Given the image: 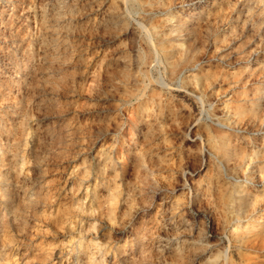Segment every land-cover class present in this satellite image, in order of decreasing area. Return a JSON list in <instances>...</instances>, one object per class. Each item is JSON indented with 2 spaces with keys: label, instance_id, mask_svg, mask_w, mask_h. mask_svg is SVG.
<instances>
[{
  "label": "rangeland",
  "instance_id": "1",
  "mask_svg": "<svg viewBox=\"0 0 264 264\" xmlns=\"http://www.w3.org/2000/svg\"><path fill=\"white\" fill-rule=\"evenodd\" d=\"M191 1L0 0V264H218L226 251L244 263L237 204L218 186L228 175L207 149L210 113L264 85V0ZM192 9L206 24L197 39ZM262 103L224 132L248 155Z\"/></svg>",
  "mask_w": 264,
  "mask_h": 264
},
{
  "label": "bare ground",
  "instance_id": "2",
  "mask_svg": "<svg viewBox=\"0 0 264 264\" xmlns=\"http://www.w3.org/2000/svg\"><path fill=\"white\" fill-rule=\"evenodd\" d=\"M125 1V0H124ZM127 2H129V4L132 6V7H135V1L136 0H126ZM165 1V0H164ZM187 1V0H186ZM191 1V0H189ZM12 2V1H11ZM14 2V1H13ZM119 2V1H118ZM167 2V1H166ZM179 2V1H178ZM9 3V2H8ZM192 3V1H191ZM186 5V3H184ZM188 4V2H187ZM124 5V4H123ZM175 5V4H174ZM189 5V4H188ZM213 5V3H212ZM244 5V4H242ZM20 6V4H19ZM118 6H121V5H118ZM126 6V5H125ZM208 6V5H207ZM173 7V6H172ZM171 7V8H172ZM175 7V6H174ZM183 7V5H182ZM193 7V6H192ZM199 7H200V4H199ZM245 7V6H244ZM243 7V8H244ZM255 7V6H254ZM116 8V7H115ZM121 8V7H119ZM176 8V7H175ZM180 8V7H179ZM178 8V9H179ZM186 8V7H185ZM184 8V9H185ZM209 8V7H208ZM205 9V8H204ZM210 9V8H209ZM18 10V9H17ZM156 10V9H155ZM172 10V9H171ZM194 10V9H192ZM201 10V9H200ZM117 11V10H116ZM115 11V12H116ZM139 11V10H138ZM153 11V10H152ZM160 11V10H159ZM173 11V10H172ZM175 11V10H174ZM185 11V10H183ZM205 11V10H204ZM210 11V10H209ZM146 12V11H145ZM156 12V11H154ZM176 12V11H175ZM200 11H195L193 12V21L190 20L189 22L192 23V25L187 29L188 33L190 34H194L195 38L196 37H201V32H203L206 28V24H203L202 20H200L199 18H201V13H199ZM118 13V12H117ZM119 14V13H118ZM118 14H114V15H117ZM131 14V13H130ZM129 14V15H130ZM161 14V13H160ZM216 14V13H215ZM218 14V13H217ZM213 15V14H212ZM175 16L174 13H169L168 15H166L164 17V20L165 21H168L170 19H172L173 17ZM189 16V15H188ZM217 16V15H216ZM116 17V16H115ZM114 17V18H115ZM119 17V16H118ZM211 16H209L210 18ZM218 17V16H217ZM190 18V17H189ZM134 19V18H133ZM157 19V18H156ZM198 19V21H197ZM203 19V17H202ZM206 19V18H205ZM154 20V19H153ZM196 20V21H195ZM134 20H132L133 22ZM136 23L138 24H141V25H138L139 27L142 26V22H138V21H135ZM196 22V23H195ZM162 23V22H161ZM213 23V22H212ZM210 24V23H209ZM182 25V24H181ZM181 25L179 23V21L176 20V22L173 24V27L171 28L170 32L174 31L175 32V36H177L175 39H176V43L175 45L180 47L179 51L181 50V52L184 51L185 49V45L182 43L183 41H180V40H177L178 36L180 35L179 32L181 30ZM184 25V24H183ZM229 25V24H227ZM262 25V24H261ZM186 26V25H184ZM143 29L144 27H146L145 25L142 26ZM141 27V29H142ZM227 27V26H226ZM2 29V28H1ZM183 29V28H182ZM229 29V28H228ZM146 30V28L144 29ZM211 30V29H210ZM4 31V30H3ZM140 31V30H139ZM185 31V30H184ZM183 31V32H184ZM187 31H186V34H187ZM141 32V31H140ZM144 33V31H142ZM209 31H207L208 33ZM214 32V31H213ZM220 32V31H219ZM41 33V32H40ZM146 33H148V30L146 31ZM145 33V34H146ZM42 34V33H41ZM182 34V33H181ZM184 34V33H183ZM236 34V33H235ZM264 34V33H263ZM262 34V35H263ZM14 36L16 34H13ZM37 35V34H36ZM185 35V34H184ZM38 36V35H37ZM36 36V37H37ZM44 36V34H43ZM146 36V35H145ZM151 37V35H149ZM204 36V35H203ZM243 36V35H242ZM241 36V37H242ZM47 37V36H46ZM49 37V36H48ZM148 37V36H147ZM161 37V36H159ZM188 37V36H187ZM210 37V36H208ZM238 39V37H236ZM38 39V38H37ZM152 39V38H151ZM151 39H148L150 40L151 42ZM197 39V38H196ZM200 39V38H198ZM240 39V38H239ZM9 40V39H8ZM51 40V39H50ZM212 40V39H211ZM215 40V39H214ZM187 41V39H186ZM190 41V40H189ZM213 41V40H212ZM217 41V40H216ZM3 42V41H2ZM169 42V41H168ZM202 42V41H201ZM160 43V42H159ZM170 43V42H169ZM199 43V42H198ZM37 44V43H36ZM189 44V43H187ZM200 44V43H199ZM198 44V45H199ZM153 45V44H152ZM197 45V43H196ZM168 46V45H166ZM174 46V45H173ZM191 47H192V44H191ZM157 49H160V48H157ZM189 49V48H188ZM173 50V49H172ZM60 51V49H59ZM165 51V53L163 54H169V52L166 53V50L163 49V52ZM170 51V50H169ZM190 51V50H189ZM156 52V51H155ZM175 52V51H173ZM65 53V52H64ZM179 53V52H178ZM21 54V53H20ZM62 54V53H61ZM171 55V54H170ZM169 55V56H170ZM174 55V54H173ZM176 55V54H175ZM174 55V56H175ZM178 55V54H177ZM177 55L175 57V59L177 58ZM51 56V55H50ZM49 56V57H50ZM156 56V55H155ZM167 56V55H166ZM165 56V57H166ZM169 57L168 59L171 60L170 58L173 59V57ZM213 56V55H212ZM64 57V56H63ZM161 57V56H160ZM163 57V56H162ZM210 57V56H209ZM55 58V57H54ZM23 59V58H22ZM51 59V57H50ZM163 59V58H162ZM166 59V58H165ZM254 59V58H252ZM259 59V58H258ZM156 60V57L155 59ZM167 60V62H172L173 60L169 61ZM249 60V59H247ZM215 61V60H214ZM252 62V60H250ZM212 61H210L211 63ZM260 62V60H258V63ZM262 62V61H261ZM30 63V62H29ZM55 63V62H54ZM256 63V61H255ZM257 63V64H258ZM7 64V63H6ZM48 66L52 67L51 65L48 64ZM133 66V64H132ZM213 66V65H212ZM211 66V67H212ZM215 66V65H214ZM245 66V65H244ZM247 66V65H246ZM195 67V64H192L190 66V68H193ZM248 67V66H247ZM250 67V66H249ZM134 68V67H133ZM132 68V69H133ZM202 68V67H201ZM136 69V67L134 68ZM200 69V68H199ZM198 69V71H199ZM22 70V69H21ZM243 70V69H242ZM135 71V70H134ZM190 71V69H189ZM197 71V72H198ZM136 72V71H135ZM262 72V71H261ZM143 73V72H142ZM55 74V73H54ZM254 74V73H253ZM42 75V74H40ZM51 75V74H50ZM145 75V73H144ZM191 75L193 76H196V72H192ZM48 76V75H47ZM138 76V75H137ZM260 76V75H259ZM151 77V76H150ZM245 77V76H243ZM261 77V76H260ZM1 78V77H0ZM138 78V77H137ZM250 78V77H249ZM152 79V78H151ZM241 79V78H240ZM254 79V78H253ZM258 79V78H257ZM200 80V79H199ZM208 80V79H207ZM154 81V80H153ZM250 82V81H249ZM255 82V81H254ZM253 82V83H254ZM207 83V81L205 82ZM204 83V84H205ZM234 83V82H233ZM244 83V82H243ZM203 84V85H204ZM208 84V83H207ZM238 84V83H237ZM236 84V85H237ZM240 84V83H239ZM245 84V83H244ZM251 84V83H249ZM261 84H264V78L261 80ZM234 85V86H236ZM247 85V84H246ZM245 85V86H246ZM206 86V85H205ZM205 86H204V89H205ZM232 86V85H231ZM203 87V86H202ZM230 87V85H229ZM264 85L263 86H256L253 90V92L251 94L247 93L246 91H240V94H239V98L237 100H233V101H227L223 104L222 107H219L222 109V112L221 115L219 114H215V113H210V116H211V121L212 123L214 124L215 126V133H213L211 135V141H210V144H209V147L207 149L208 153L210 155H212V157L215 159V161H217L219 164H221L223 166L222 170L224 172L227 173L228 176H226V178L223 176L221 177V179L219 180L220 178V175L222 174V172H220L221 174L219 175H216V176H219L218 179L216 180H219L218 182V186L221 188V190L224 191L225 195L221 198L225 199L224 197L226 195L228 196H231L233 198V200L236 202L237 206H236V209H235V212H236V219L238 220L239 223H241V225H239V223H236L233 225V228H232V237L233 239L239 243V245H242L245 247V249H248L247 252H243L242 249L241 251V254H242V260L244 261V263L242 264H249L250 262L249 261H254V259L262 256H264V254H259V252L261 253V251H264V215L262 214V217L261 219L260 216H259V220L257 219L258 216H256V212L258 211V194L257 193H254L253 191L250 190V188H248V185H251V184H254L253 180H252V177H257L256 179H259L260 181L262 179H264V160L262 161H257L256 160V156L258 155H263L264 154V129L261 130L260 127L259 129H254V130H250L249 133L251 134H255L256 136L255 137H249V139H252V138H255L256 140V137L257 138H260V140H262L261 142H259V145H257V148L254 149V153H250L249 155L247 154V152H245L244 150H239V147L237 146V144L233 141V139H230V135L227 133H224L225 130L229 129V128H232L233 126H237L239 127L240 125L244 124V123H248L254 119H256V115L257 113L259 112L261 106H262V101L264 100L263 97H264ZM23 89V88H22ZM234 89V88H233ZM228 90V89H227ZM11 93V92H10ZM227 94V93H226ZM232 94V93H231ZM225 95V94H224ZM233 95V94H232ZM141 96V95H140ZM141 99V98H140ZM225 99V98H224ZM232 100V99H231ZM125 102V101H124ZM148 102V101H147ZM221 102V101H220ZM29 105V104H28ZM134 108V107H133ZM139 109V108H138ZM151 111V108L149 107L148 104H145L144 107L142 108V112H141V115L145 116L144 118H147L149 112ZM136 112H138L136 110ZM220 113V112H219ZM5 115V114H4ZM151 115V114H150ZM158 115V114H157ZM207 115V114H206ZM259 115L260 112H259ZM7 116V115H6ZM17 116V115H16ZM161 115H159L160 117ZM209 116V115H207ZM14 117V116H13ZM141 118V117H140ZM142 119V118H141ZM162 119V118H161ZM210 119V118H209ZM262 119V118H261ZM264 119V118H263ZM154 120V119H153ZM152 120V122H153ZM256 121V120H255ZM2 122V121H1ZM253 122V121H252ZM8 123V122H7ZM155 123V122H154ZM152 124V123H151ZM251 125V123H249ZM248 124V125H249ZM135 125V124H134ZM137 125V124H136ZM135 125V126H136ZM246 125V124H245ZM246 125V127L248 126ZM4 126V125H3ZM146 126V125H145ZM152 126V125H151ZM208 126V125H207ZM206 126V127H207ZM243 126V125H242ZM254 127V124L252 125ZM6 127V126H5ZM141 127V126H140ZM245 127V126H243ZM255 127H256V122H255ZM95 128V126H94ZM252 128V127H251ZM144 130V128H142ZM154 129V128H153ZM242 129V127H241ZM245 129V128H243ZM253 129V128H252ZM137 130V129H136ZM156 130V129H155ZM208 130V128L206 129ZM237 131L239 130L236 129ZM246 130V129H245ZM152 132V131H151ZM92 133V132H91ZM136 133V132H135ZM141 133V132H140ZM144 133V132H143ZM142 133V134H143ZM154 133V132H153ZM152 133V135H154ZM93 134V133H92ZM130 134V133H129ZM199 134V133H198ZM207 135V133H205ZM232 134V133H231ZM239 134V133H237ZM156 135V134H155ZM201 136V134H199ZM197 135V136H199ZM241 135V134H240ZM239 135V136H240ZM141 136V135H140ZM149 136V135H148ZM158 136V135H157ZM205 136V135H204ZM9 137V136H8ZM32 137V136H31ZM137 137V135H136ZM142 137V136H141ZM235 137V135H234ZM241 137V136H240ZM133 138V137H132ZM140 138V137H138ZM232 138V137H231ZM241 138H244V137H241ZM155 139V138H154ZM239 139V138H238ZM248 139V138H246ZM9 140V138H8ZM123 141V140H122ZM142 141V140H141ZM254 141V140H253ZM252 141V142H253ZM259 141V140H258ZM247 142V141H246ZM36 143V142H35ZM122 143V142H121ZM244 143V142H243ZM152 144H153V141H152ZM125 145V144H124ZM155 145V144H154ZM127 146V145H125ZM132 148V147H130ZM154 148V147H153ZM249 148V147H248ZM251 148V147H250ZM114 150V149H113ZM130 150V149H129ZM154 150V149H153ZM2 152V151H1ZM4 152V151H3ZM109 152V151H108ZM120 152V151H119ZM206 152V151H205ZM157 153V152H156ZM144 154V153H143ZM147 154V153H146ZM145 154V155H146ZM119 154H117L118 156ZM125 156V155H124ZM203 157V156H202ZM256 157V158H255ZM158 158V157H157ZM253 162L251 159H253ZM259 158V156H258ZM106 159V155L104 157H101L99 158L97 164H96V169H97V172H99V169L100 167L104 164V161ZM127 159V158H126ZM152 159V158H151ZM203 159V158H202ZM206 159V158H205ZM108 160V159H107ZM131 160V158H130ZM208 160V159H207ZM261 160V159H260ZM106 162V161H105ZM125 162V161H124ZM131 162V161H130ZM262 162V163H260ZM129 163V162H128ZM157 163V162H156ZM216 163V164H218ZM130 164V163H129ZM128 164V165H129ZM161 164V163H160ZM202 164V163H201ZM131 165V164H130ZM204 165V164H202ZM209 165V164H208ZM218 166V165H217ZM116 168V167H115ZM208 168V167H207ZM206 168V169H207ZM217 168L216 167V170L217 171ZM221 168V167H220ZM128 169V167L126 168ZM18 170V169H17ZM208 170V169H207ZM218 170H220L218 168ZM127 171V170H126ZM209 171V170H208ZM128 172V171H127ZM126 172V173H127ZM19 173V172H18ZM125 173V174H126ZM245 175H244V174ZM255 173V174H254ZM20 174V173H19ZM129 174V173H128ZM223 175V174H222ZM20 176V175H19ZM127 176V175H126ZM213 178V177H212ZM215 178V176H214ZM217 178V177H216ZM6 179V178H5ZM255 179V178H254ZM258 181V180H257ZM263 181V180H262ZM97 183V182H96ZM4 184V183H2ZM22 184V183H21ZM95 184V183H94ZM258 184H261L258 183ZM264 184V183H263ZM23 185V184H22ZM217 186V187H218ZM253 186V185H251ZM256 187V186H255ZM261 187V186H260ZM6 188V187H5ZM263 188V187H262ZM11 190V189H10ZM136 190V189H135ZM205 190V189H204ZM220 190V189H219ZM261 190V189H260ZM26 191V190H24ZM258 191V190H257ZM148 192V190H147ZM218 192V191H215V193ZM256 192V190H255ZM4 192L2 191L1 195L3 194ZM26 193V192H25ZM214 193V194H215ZM208 194V193H207ZM25 195V194H24ZM27 195V194H26ZM213 195V193L211 194ZM217 195V194H216ZM215 195V196H216ZM219 196V195H218ZM220 197V196H219ZM29 199V198H28ZM114 199H115V195L114 193L111 194L110 196V199H109V203L113 204L114 202ZM227 199H230L227 197ZM172 200V199H171ZM186 200V199H185ZM220 201V200H219ZM169 202V201H167ZM140 203V202H139ZM262 204V203H261ZM149 205V204H148ZM140 206V205H139ZM142 206V205H141ZM261 206V205H260ZM143 208V206H142ZM264 208V207H263ZM262 208V210H264ZM136 209H138L136 207ZM142 210V209H141ZM135 210H133V213H134ZM130 212V211H128ZM160 212V211H159ZM262 212V211H261ZM261 212H260V215H261ZM154 213V212H153ZM128 214V213H127ZM132 214V213H131ZM130 214V215H131ZM161 214V213H160ZM163 214V213H162ZM164 215V214H163ZM132 216V215H131ZM152 216V215H151ZM160 216V215H159ZM163 217V216H162ZM247 217V218H245ZM165 218V216H164ZM162 219V218H161ZM163 220V219H162ZM233 220V219H232ZM245 222H243V221ZM165 221V219H164ZM162 222V221H160ZM159 222V223H160ZM232 222V221H231ZM166 223V222H165ZM153 224V223H152ZM151 224V225H152ZM163 224V223H162ZM158 225V224H157ZM239 227H241V230L239 229ZM139 230V229H138ZM154 230V229H153ZM99 231V230H98ZM159 232V230H158ZM152 233V232H151ZM155 234H157V231L155 232ZM229 235V234H228ZM231 235V234H230ZM159 237V236H158ZM147 238V237H146ZM154 239V238H152ZM158 239V238H157ZM151 240V239H150ZM230 240V239H229ZM147 241V240H146ZM145 241V243H146ZM149 241V240H148ZM156 241V240H155ZM159 242V241H158ZM142 244H143V241H142ZM154 244V243H153ZM202 244V243H201ZM204 244V243H203ZM233 244V243H232ZM164 245V244H163ZM238 245V244H237ZM133 247V246H131ZM146 247V246H145ZM151 247V246H150ZM164 247V246H163ZM191 247H193L191 245ZM240 248V247H239ZM84 250V249H83ZM151 250V249H150ZM227 250V248H226ZM244 250V249H243ZM168 251V250H167ZM225 251V249L223 250V252ZM246 251V250H244ZM165 252V251H164ZM233 253V252H232ZM232 253L230 251H226L225 253H223V257L220 261H218V264H233V256H232ZM234 254V253H233ZM241 256V255H240ZM175 257V256H174ZM261 258V257H260ZM259 259L260 262L261 260L263 259ZM258 260V261H259ZM258 261H255L256 263ZM249 262V263H248ZM252 263V262H251ZM254 263V262H253ZM254 263V264H256Z\"/></svg>",
  "mask_w": 264,
  "mask_h": 264
}]
</instances>
